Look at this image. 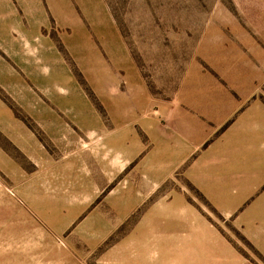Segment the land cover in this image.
<instances>
[{
	"label": "rangeland",
	"instance_id": "rangeland-1",
	"mask_svg": "<svg viewBox=\"0 0 264 264\" xmlns=\"http://www.w3.org/2000/svg\"><path fill=\"white\" fill-rule=\"evenodd\" d=\"M69 1L70 16L61 0L47 9V44L30 34L37 48L26 35L19 48L0 35V264H128L148 250L155 262L163 243L129 239L149 232L144 209L165 194L185 206L183 227L167 228L186 240L168 264H264L244 211L226 213L186 170L209 147L222 154L233 119L264 104V0ZM149 121L199 128L198 147L150 203L99 242L86 239V214L73 224L51 215L57 201L42 171L64 157L63 134L85 139L89 122L142 132Z\"/></svg>",
	"mask_w": 264,
	"mask_h": 264
},
{
	"label": "crops",
	"instance_id": "crops-1",
	"mask_svg": "<svg viewBox=\"0 0 264 264\" xmlns=\"http://www.w3.org/2000/svg\"><path fill=\"white\" fill-rule=\"evenodd\" d=\"M61 1L67 2L70 16V1ZM56 2L0 0V35L19 48L24 47L26 38L28 48H37L30 34H37L43 44L49 43V39H40V35L49 22L46 11L55 10ZM85 126L82 129L85 139L75 132L63 134L69 136L71 143L63 147L64 157L43 166L42 175L46 178L43 191L55 194L57 205L51 215L73 224L86 214L81 222L86 239L99 242L150 203L152 195L158 189L161 191L174 172L185 164V153H193L194 143L195 147L199 145L198 139L193 141L198 138L199 128L185 132L181 121H175L170 129L166 123L149 121L144 123L142 132L117 123L111 128L98 122ZM222 140V154H217L222 148L220 144L209 147L205 155L197 154L187 165L186 170L190 171L187 174L204 192L214 195L218 207L226 213L243 210L240 223L248 227L264 250V104L255 103L241 111L225 130ZM174 206L181 209L177 215L169 213V208L173 210ZM183 209V201L178 199L169 204L167 194L164 198L160 196L153 207L151 204L144 209L143 225L149 232L133 234L129 240L163 244L155 262L148 250L144 260L133 253L134 258H128V264H168V253L181 252L183 233L170 234L167 228L183 227ZM153 212H159V217H153ZM157 225L160 229L163 226L165 232L153 233L152 226ZM168 242L174 244L168 248Z\"/></svg>",
	"mask_w": 264,
	"mask_h": 264
}]
</instances>
